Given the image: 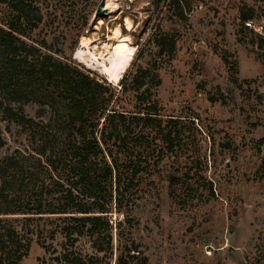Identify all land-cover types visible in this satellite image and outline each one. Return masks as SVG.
Segmentation results:
<instances>
[{"label":"rangeland","instance_id":"obj_1","mask_svg":"<svg viewBox=\"0 0 264 264\" xmlns=\"http://www.w3.org/2000/svg\"><path fill=\"white\" fill-rule=\"evenodd\" d=\"M153 1L113 0V9L96 18L101 0H34L41 23L28 26L25 35L36 46L46 41L56 56L107 82L95 67L107 54L105 45L111 53L125 38L134 48L128 69L140 49L145 50L141 66L148 68L160 60L154 35L175 38L176 56L161 62L153 97L143 93L136 102L129 92L119 100L126 111L155 100L161 115L180 120V134L171 146L155 147L156 154L163 151L164 160L140 177L134 206L111 217L113 245L118 246L116 224L126 221L119 229L121 244L134 243L140 249L134 264H141V257L146 264H264V46H258L264 40V2L185 0L190 11L179 23L166 0L157 7ZM249 10L253 26H262L261 34L243 25L241 13ZM83 42L95 58L94 67L74 57ZM122 78L113 86L119 87ZM15 107L39 121L34 100H17ZM9 123L0 113L5 142L0 161L18 149L31 151ZM170 177H182L180 185L170 186ZM0 219L21 225V219ZM39 224L57 229L58 222L44 216ZM40 240H34L23 264H41L66 244L59 233L48 232ZM42 244L49 247L47 252ZM73 250L94 257V264L103 263V254L86 238ZM116 257L114 251L111 264Z\"/></svg>","mask_w":264,"mask_h":264},{"label":"trees","instance_id":"obj_2","mask_svg":"<svg viewBox=\"0 0 264 264\" xmlns=\"http://www.w3.org/2000/svg\"><path fill=\"white\" fill-rule=\"evenodd\" d=\"M166 1L176 21H186L189 4ZM0 12V113L31 148L0 161V215L21 219L18 227L0 219V264H23L34 240L40 243L48 232L59 233L66 244L41 264H94V257L73 250L80 238L103 254L100 264H111L114 251V264H134L140 249L134 243L121 244L119 229L126 221L116 224L118 246L113 245L111 217L134 206L140 177L164 160L163 151L156 154L155 147L171 146L180 134V120L166 119L155 100L136 111L124 110L119 100L129 92L136 102L143 93L153 97L161 62L176 56V39L155 34L160 60L143 68L145 50L140 49L117 87L56 56L46 41L40 46L29 42L25 30L41 23L34 0H0ZM240 17L244 25L253 21L254 13L244 11ZM17 100H34L39 121L18 110ZM4 143L0 132V150ZM181 180L170 177V186L178 187ZM44 216H54L57 229L41 226ZM42 246L47 252L49 247Z\"/></svg>","mask_w":264,"mask_h":264},{"label":"bare ground","instance_id":"obj_3","mask_svg":"<svg viewBox=\"0 0 264 264\" xmlns=\"http://www.w3.org/2000/svg\"><path fill=\"white\" fill-rule=\"evenodd\" d=\"M112 1L113 0L106 1V10H110L112 6H114V4H111ZM104 48L106 49L105 52L107 54L105 57H107V59L103 57L101 63H97L95 67L102 75L107 77L108 81H110L112 85H117L123 74L128 69L129 63L131 62V59L134 55V48L129 47L125 43V38H121L119 40L118 44L113 47V52L111 53L108 51L109 48L107 45H105ZM75 59L81 63L89 65L90 67H94L93 59L95 58L89 54V45L84 44V42L77 49Z\"/></svg>","mask_w":264,"mask_h":264},{"label":"water","instance_id":"obj_4","mask_svg":"<svg viewBox=\"0 0 264 264\" xmlns=\"http://www.w3.org/2000/svg\"><path fill=\"white\" fill-rule=\"evenodd\" d=\"M106 1L107 0H101L100 4L98 5V7L95 11V17L96 18H104L106 16V9H105ZM108 82L110 83V81H108Z\"/></svg>","mask_w":264,"mask_h":264},{"label":"built area","instance_id":"obj_5","mask_svg":"<svg viewBox=\"0 0 264 264\" xmlns=\"http://www.w3.org/2000/svg\"><path fill=\"white\" fill-rule=\"evenodd\" d=\"M253 25H254V24L252 23V21H248V22H245V23H244V26H245L246 28H251V29H253L256 33L261 34V32H262V30H263L262 26H253ZM208 255H209V256L211 255V251H208Z\"/></svg>","mask_w":264,"mask_h":264}]
</instances>
